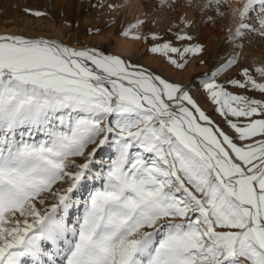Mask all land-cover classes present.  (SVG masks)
<instances>
[{
  "label": "snow or ice",
  "instance_id": "snow-or-ice-1",
  "mask_svg": "<svg viewBox=\"0 0 264 264\" xmlns=\"http://www.w3.org/2000/svg\"><path fill=\"white\" fill-rule=\"evenodd\" d=\"M238 16L233 40L257 19L264 37V0ZM149 50L183 69L170 54L203 47ZM237 62L202 81L225 130L119 55L0 34V264H264V66L219 79Z\"/></svg>",
  "mask_w": 264,
  "mask_h": 264
},
{
  "label": "bare ground",
  "instance_id": "bare-ground-1",
  "mask_svg": "<svg viewBox=\"0 0 264 264\" xmlns=\"http://www.w3.org/2000/svg\"><path fill=\"white\" fill-rule=\"evenodd\" d=\"M225 1L227 5L228 0ZM196 3L197 0H0V4L9 10L13 21L7 24L6 17L0 13V34L32 33L34 29L28 30L21 19L33 17L37 24L46 28L45 32L43 30L36 32L37 37L48 38L44 34L51 32L57 37L70 35L75 39L88 40L90 38L87 34L96 31L98 34L94 39L103 43L111 40L115 53L125 58L140 54L148 65L155 66L174 80L187 83L193 74L206 70L205 63L198 65L192 60L184 69L177 70L170 62L164 61L161 55L149 49L150 45L165 42V36L177 40L179 32L190 29L195 32L201 42L206 44L208 50L214 48L219 55L227 49H236L235 53L238 54L236 68H240L243 57L248 64L264 66L263 44L256 47H244L240 44V40L243 42L242 38L230 40L226 35H222L221 31L219 32L218 26L227 24L226 29L229 34H232L238 22L235 13H238L243 0L228 2L227 18L225 16L216 18L207 14L204 24L199 23L202 16L196 18L194 8ZM220 6L218 4V7ZM26 8L44 12L46 15L32 16L25 12ZM137 20L143 21V24L130 29L129 35H123L124 31ZM173 20L177 25H174ZM153 34L164 37L153 40ZM133 35H138L140 39H134ZM79 46L86 48L84 42H81ZM196 94L203 105H209L210 101L206 99L202 91Z\"/></svg>",
  "mask_w": 264,
  "mask_h": 264
},
{
  "label": "rangeland",
  "instance_id": "rangeland-1",
  "mask_svg": "<svg viewBox=\"0 0 264 264\" xmlns=\"http://www.w3.org/2000/svg\"><path fill=\"white\" fill-rule=\"evenodd\" d=\"M229 1L230 0L227 1V5H226V1L225 0H219L218 3L216 2V0H197L196 6L194 8H195L196 18L202 16V18H200V20H199V23H203L204 22L205 16H207V14L210 15V16H214L216 18H218V17L220 18V16H225L227 18L226 8L228 7V4H229L228 2ZM218 4L221 5V6L218 7ZM0 13L3 14L6 17L7 24H10V23L13 22L11 17H10L9 10L6 7H4L3 4H0ZM170 13H171V11H170ZM235 15H237V21L238 22L235 24V28H234L232 34H229L228 30L226 29V27L228 28L227 24L226 25H221L220 24V26H218L219 32L221 31L222 35L223 34L226 35L227 38L230 39V40H232L231 37L233 36V33L235 32V30H236V28L238 26V23H239L238 13H235ZM40 17H42V16H40ZM170 17H172V15H170ZM21 21H22V23L26 24L28 30H32V28L34 29L33 31H31L32 33H26V32L25 33H21V34H24L26 36H36L37 37V33L36 32H39V30H43V32H45V30H46L45 26H40V24H37L35 17H33L32 19H24V18H22ZM173 23H174V25H177L174 20H173ZM201 26H202V24H201ZM259 27H260V24H259L258 19L257 20H253L252 21V29H244V30H242L244 32V36L242 38L243 42H241V40H240V44L242 46H244V47H250V46L256 47L257 45L262 46V44H263L262 49L264 50V37H261L259 35L258 31L253 30V29H259ZM151 31L153 33L152 29H151ZM97 34L98 33L96 31H91L90 34H87V36L90 38L88 40H81L79 38L75 39V38H73L70 35H66L65 37L64 36L57 37L55 35H52L51 32H48L47 34H44V35L46 37H48V38H54V39L63 41L64 43L70 44V45L75 46L77 48H80L79 44H81V42H84V46L86 48L95 47V48L100 49L101 51H104L105 53L119 55V54L114 52L113 47H112V45L110 43L111 40L109 42L106 41L105 43H103V42H99L96 39H94V37ZM185 34L188 35V36H191L192 39L191 40H184V41H181V40H178V39L177 40L176 39L172 40L168 36H165V39H166V41H170L173 46L181 48V49L183 47L188 46L189 44H191V45L199 44V45H202L203 51L200 52V53H196V54L189 53V54H186L184 57L176 56V54L175 55L174 54H170V55H172L174 57L176 56L175 58L180 60L181 62H185L186 61L185 67L192 60L196 61L198 63V65H203L205 63L206 67H207L206 70H202V71H200V72H198L196 74H193V77L189 78L188 79L189 81L187 83H183L181 81L174 80L173 78L168 77V75H166V73H163L160 69H157L155 66H152L150 64L148 65L146 63L145 59L140 54L137 55V56H134V57H129V58H125V57H123L121 55H119V56H121L122 58L130 61L133 64L142 65L144 68L150 70L151 72L159 74V75L163 76L166 79H169V80L175 81V82H180V83H183L184 85L188 86L191 95H193V97L197 100V102L200 104L202 109L205 110L206 113L209 114L212 117L213 120H215L218 124H220L222 127H224L225 130H227V125L224 123L223 119L219 116L218 113H216L214 111L215 105H213L211 102H209L208 106L203 105L200 102V100H199V98H198L196 93L202 91V94H204V92L202 90V81L205 78H207V76H210L211 73L213 71H215V69L217 67H219L222 62H224L228 57L232 56V54L234 52H236V49H234V48L233 49H229V50L227 49L226 51H223L221 53V55H219L218 52L214 48H211L210 50H208L207 47H206V44H204L203 42H201L199 40V38L196 36L195 32L190 31V29H188L186 32H179V35H185ZM157 37H159V39H160V38H163L164 36L161 37V35H160V36H157ZM146 40H148V37H146ZM151 47H152V45H150V48ZM158 54L161 55V57H162V59H164V61L169 63V60H168L167 57H165L161 53H158ZM240 64L244 65V66H247L250 69L256 68L257 66H262L261 64H256V65L248 64V63H246V59L244 57L241 59ZM172 66H174V65H172ZM236 66L237 65H235L231 69H229V71L227 73H222L221 76L219 77V79L223 80L226 75L232 76V77H235V78H240V68L238 69V68H236ZM254 75L257 76V79H262L259 76V74H257V73H254ZM251 95L255 96L256 98H260L258 93H251ZM39 138H42V137H37V139H39ZM106 158L107 157H105V159ZM96 186H99V184L96 183ZM86 195H87V193H85V196ZM82 213H83V206L80 205L78 211L75 210V209L72 211L70 222H75L76 218L78 216L82 215Z\"/></svg>",
  "mask_w": 264,
  "mask_h": 264
}]
</instances>
